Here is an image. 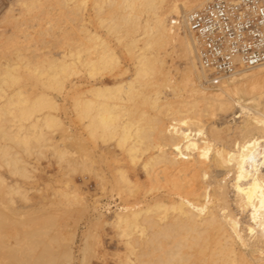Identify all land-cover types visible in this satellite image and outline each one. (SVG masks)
Returning <instances> with one entry per match:
<instances>
[{
    "label": "bare ground",
    "instance_id": "6f19581e",
    "mask_svg": "<svg viewBox=\"0 0 264 264\" xmlns=\"http://www.w3.org/2000/svg\"><path fill=\"white\" fill-rule=\"evenodd\" d=\"M206 1L58 0L55 23L78 22L76 38L64 32L58 52H28L0 34V167L13 178L0 175V264H74L75 231L56 229L59 216L75 213L68 203L87 212L80 264L92 233L105 229L123 249L117 264H264V64L206 84L194 38L171 25ZM16 2L5 20L18 28L49 8L46 0ZM170 54L185 65L180 79L166 67ZM81 75L85 90L74 81ZM27 82L41 92L26 96ZM186 87L190 99L177 100ZM56 97H67L83 122L98 193L80 198L62 189L49 215L42 201L29 211L17 202L29 201L21 182L33 179L21 153L39 159L62 129ZM236 103L247 107L238 122L217 123ZM53 152L64 163L69 151Z\"/></svg>",
    "mask_w": 264,
    "mask_h": 264
},
{
    "label": "rangeland",
    "instance_id": "374dc122",
    "mask_svg": "<svg viewBox=\"0 0 264 264\" xmlns=\"http://www.w3.org/2000/svg\"><path fill=\"white\" fill-rule=\"evenodd\" d=\"M16 1L17 0H0V34L1 33H7L8 35H10L13 39H15L14 40L15 42L16 41L19 42V43H17L19 46L18 45H16V46L21 47L20 44L22 45V47L27 46L26 48H30V51H28V52L33 51L34 53H35V51L36 52L38 51V50H32L33 48L35 49V47L36 48L38 47V49H40V52L38 51V53H43L44 51H46L43 49H48L49 51L51 50V52L52 51L58 52V50H59L57 47L58 41L60 38H62V36L64 35L63 34L64 32H65V35L67 34L66 35L67 37L76 38L77 33H73L76 30L73 31L72 26H73V29H76V27L78 26V22H75L73 24L62 22V23H59V25L57 23H55L57 21V16L55 15L56 10H54V7H52V4H55L54 2H56L58 0H49L51 2V4H50V2H47V0H46L45 3L49 4V8L47 9V12H38L37 11L35 13H32L31 15L25 16L24 25L20 28L16 27L17 23L12 24V23H9V21L6 22L5 16L7 14V11L9 10V8L14 9L15 12H17L19 9V5L17 4ZM86 11H87V5H86ZM54 15H55V17H54ZM52 17L54 20L49 19ZM48 21H50V22L48 23ZM52 23L55 24L56 26H52L53 25ZM57 25L59 28L57 27ZM94 27H96V26H94ZM94 27L92 26L93 29H94ZM90 29H91V27H90ZM46 30H47V32H45ZM78 37H79V35H77V38ZM3 43H4V40L0 39V46ZM22 47H21V49H22ZM31 47H32V49H31ZM5 49H6V47H5ZM11 50H13V48L9 46L8 51H11ZM48 50L46 52H48ZM183 64H184L183 61L181 59H179L178 57H176L174 54H170L168 57H166V67L169 68L171 76L175 80L180 79V76L182 74L181 70H184V68H185L184 67L185 65H183ZM255 71H257V70H255ZM78 79L79 78L75 79L74 81H76V82L78 81L77 84L79 82L82 83L81 84L82 88H80V89L86 88L87 78L84 75H81L80 79L79 80ZM259 80L261 81V84L264 85V82H262V81H264V75L260 76ZM187 88L188 87H186V89L184 88L180 91L177 100H180L181 98L184 100L190 99V97L187 96V95H190L189 88L188 89ZM20 90L23 93H25V95L28 97H31L30 94L34 95L36 93L41 92V88L38 85H34L31 82L25 83L20 88ZM46 92L48 93L49 91H46ZM164 92H166V91H164ZM49 93H51V92H49ZM58 98H60V99H58ZM66 98L67 97H64V99H63V97H56V100L59 103L58 105L59 106L61 105L60 106L61 109L59 108L57 110V112H58L57 114H58V117L62 121V129L55 130V132L53 131L50 134L52 142L54 143V147L56 149H58V150H60V149L65 150L66 149L67 152L69 151L68 152L69 155L67 154V157L69 159L67 157H65L67 160L64 159V161H63L64 163L66 162V165L64 163H62V161L60 162L57 159V157H55V154H53L54 153L53 152L54 147L49 146V147L45 148L44 150L42 149V154L40 155L39 159H37V157H35L36 155H30L29 157H26L24 153H21V155L24 157V159H26L30 163L31 172H32L31 174H33V179H32L33 181L31 180V181L21 182V185L24 187L23 189H25L27 191L26 193L29 195L30 199L28 198V195H27V198L29 201L28 202L27 201L26 202H20V203L17 202V204H21L20 206H23L24 210L27 209L26 211L30 210V209L28 210L29 207L30 208L32 207V209H33L35 207V204L40 203V201H42V203H43L42 205H44L43 212L47 213L48 210H50V212H52V213L48 212L47 214H49V215L55 214L54 212H55V209H57L58 204H60V202L63 201V200L61 201L56 196V194L60 191H63V190L64 191L67 190L66 192H68V193L73 192V193L77 194L78 197H80V198H87V194L92 195V194L98 193L97 188H96V184H95V180L93 179V177L91 175H89L87 173V133L83 128V122L79 121L74 116V114L70 111L71 110L70 102H69L70 100L67 98L68 99V101H67ZM63 105H64V107H63ZM246 108H247L246 106L236 103L233 111L228 112L222 118L217 119L218 122H217V120H216V122L217 123H219V122L221 123V121L223 123L229 122V124H232L233 122L236 123V122H238V120H236V119L239 118V116L241 117L242 115H244L247 112ZM62 109H64V110H62ZM77 159H79V162ZM70 160L73 161L72 162L73 164H71ZM74 161H75L76 166H74ZM62 165H63V167H62ZM72 165H73V167H72ZM66 168H68L69 170ZM32 169H33V171H32ZM71 169H72V171L74 169V171L72 172ZM75 170H77V171H75ZM0 175L4 179H6L7 182L13 180V178L11 176H9V174L7 173V171L4 167H0ZM140 177H141V179H143L142 175ZM63 181H65V182H63ZM61 186H63V187L65 186V187L63 188ZM38 190H40V191H38ZM41 194H43L45 196V198L43 195L41 197ZM52 197H54L55 199ZM51 199H52V201H51ZM100 199H101L102 203L108 202L104 196L100 197ZM46 200H48V201L45 202ZM53 200H55V201H53ZM49 201L51 203H49ZM23 203H27V204H25V206H24ZM31 203L34 205L31 206ZM47 203H48V205H47ZM112 205H113V203L110 204V206H112ZM78 207L81 208L77 204L68 203V205H66V209L71 210V212L75 210L74 211L75 213L72 212L73 214L71 213V215L73 217L70 218L67 216V217H65L66 219L64 218V216H59L62 219V221L57 219V221H58L57 224H60V226L57 225L59 227L56 228L58 231H60L64 235H66L69 230L75 231V238H74L75 244H73V253L75 252L74 255L79 254L78 248L81 249V247H82L81 245L83 244L82 243L83 242L82 241L83 235L87 233V212L81 211V209H78ZM46 208L48 210H46ZM109 208L103 209L104 215L106 217H107V214H109L111 212L109 210H106ZM111 209H113V207ZM83 213H86V214L84 215ZM68 221L70 222L69 224H68ZM59 222H62V225ZM70 226H72L73 228L72 227L70 228ZM97 231L98 232L95 231V233L94 232L92 233V235H94V236L90 239V242L88 241L89 242L88 244L90 245L91 240H92L93 242L91 245L94 244V246L92 247L90 245L93 248L89 251L90 253L88 252L90 255L89 254L87 255V252H85V254L87 256L86 259H84L85 264L86 263H88V264H90V263L91 264H117L118 259L122 256L123 249H122L121 245L116 242V239L114 237V232L112 230H109V229H105L103 232H101V230H97ZM81 233H82V235H81ZM101 244H103V245H101ZM101 247H103V248H101ZM98 248H100V249H98ZM92 251H94V253ZM77 255H75V258H76L75 260H77V261H74V264H80V260L78 258L80 256V254L78 256ZM88 256H90V258H92L93 260L90 259ZM88 259L91 260V262H87Z\"/></svg>",
    "mask_w": 264,
    "mask_h": 264
},
{
    "label": "built area",
    "instance_id": "2783aa9c",
    "mask_svg": "<svg viewBox=\"0 0 264 264\" xmlns=\"http://www.w3.org/2000/svg\"><path fill=\"white\" fill-rule=\"evenodd\" d=\"M195 40L206 84L264 64V0H207L171 24Z\"/></svg>",
    "mask_w": 264,
    "mask_h": 264
}]
</instances>
